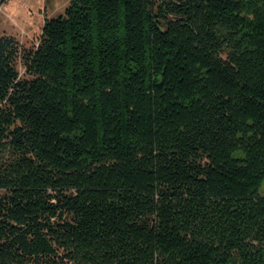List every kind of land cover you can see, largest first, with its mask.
<instances>
[{"label": "trees", "instance_id": "obj_1", "mask_svg": "<svg viewBox=\"0 0 264 264\" xmlns=\"http://www.w3.org/2000/svg\"><path fill=\"white\" fill-rule=\"evenodd\" d=\"M70 2L0 30V264H264V0Z\"/></svg>", "mask_w": 264, "mask_h": 264}, {"label": "rangeland", "instance_id": "obj_2", "mask_svg": "<svg viewBox=\"0 0 264 264\" xmlns=\"http://www.w3.org/2000/svg\"><path fill=\"white\" fill-rule=\"evenodd\" d=\"M70 0H6L0 6V30L14 36L20 51L34 49L40 42L46 20L65 14ZM17 65L21 76L26 77L22 54ZM259 193L264 197V182Z\"/></svg>", "mask_w": 264, "mask_h": 264}]
</instances>
